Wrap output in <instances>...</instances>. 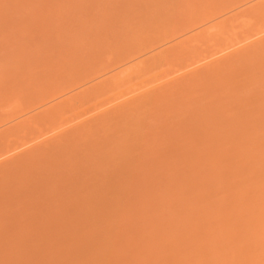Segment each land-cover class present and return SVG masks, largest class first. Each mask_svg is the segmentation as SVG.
Returning <instances> with one entry per match:
<instances>
[{"label": "rangeland", "instance_id": "1", "mask_svg": "<svg viewBox=\"0 0 264 264\" xmlns=\"http://www.w3.org/2000/svg\"><path fill=\"white\" fill-rule=\"evenodd\" d=\"M0 264H264V0H0Z\"/></svg>", "mask_w": 264, "mask_h": 264}]
</instances>
